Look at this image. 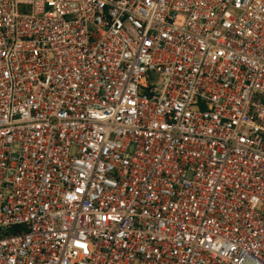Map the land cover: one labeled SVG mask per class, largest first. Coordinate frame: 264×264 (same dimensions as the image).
Here are the masks:
<instances>
[{
	"label": "built area",
	"instance_id": "built-area-1",
	"mask_svg": "<svg viewBox=\"0 0 264 264\" xmlns=\"http://www.w3.org/2000/svg\"><path fill=\"white\" fill-rule=\"evenodd\" d=\"M0 264H264V0H0Z\"/></svg>",
	"mask_w": 264,
	"mask_h": 264
}]
</instances>
